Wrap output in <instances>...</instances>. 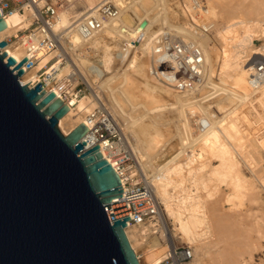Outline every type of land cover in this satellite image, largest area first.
Instances as JSON below:
<instances>
[{"label":"bare ground","instance_id":"bare-ground-1","mask_svg":"<svg viewBox=\"0 0 264 264\" xmlns=\"http://www.w3.org/2000/svg\"><path fill=\"white\" fill-rule=\"evenodd\" d=\"M82 1L84 6L88 8L85 14H89V12L94 10V8H96L103 0ZM124 1L125 0H123V2ZM130 3V5H123L117 18L105 22L99 32H94L89 35L82 34L78 28L75 30L78 25L72 29L73 32L68 31L71 21H75L76 17L79 15H74V13L69 10L57 13L55 23L52 25V31L56 34L58 33L57 35H59L60 38H62L64 34V48L72 60L71 65L67 64L66 66L59 67L58 77H61L64 74L74 73L82 77V79L90 81L94 85L92 88L96 86L95 98L92 97L91 99V97L86 96L78 98L74 97V94H72L71 97L65 101H63L59 92L53 88L50 89L56 93V98L62 100V102L68 107L66 114L59 119L57 127L61 133L67 135L79 124H82L86 128L83 140L88 143V147L92 144H98L99 151L103 158L114 166V161L106 153V150L112 146V144L108 143L105 139L107 131L104 129L105 134H98L101 128H98V124L96 125L93 115L94 108L99 106V103L103 104L102 101H100L102 99L99 100V97L101 98V93L99 92L98 84H105V82L102 83V81H100L101 83H99V81H96L102 76L98 72L103 69L98 70L97 64H94L89 60V56L91 55V53L89 54V51L91 52L92 49H97L98 46H100L101 49L104 47L102 49L104 55L100 54V49L99 52H97V55H101L98 57L100 60H98L99 62L97 63L102 65V62H105L106 64L108 63L106 60V58H108L107 54L111 50L109 48L110 44H108L107 41L110 40L111 46L114 45V47H112L116 48L119 47V44L122 42L120 41V43H118L117 37L120 36L124 39H122L123 44L126 42L125 40L128 39V43L126 42L122 51V57H120L122 58V62H124V65H120H123L124 69L121 68L122 71L119 75L114 74L116 71H114L112 75L110 73V79H108L109 81L114 80L116 77L121 79L119 85L120 88L117 90L121 102L130 104L132 101L134 102L136 97L143 94L145 95V98L148 97L152 101L162 104V108H170V110L171 108L172 110L179 108L181 111L185 110L186 113L185 111L183 112L185 113L186 117H184L186 120L183 119V117V120L180 118L179 121L182 120L180 123L184 125V128L186 127L185 129L188 127L187 130L181 128L182 133H180L179 128L182 125L180 127L178 126V128L176 127L177 124H180L176 123L178 120L175 122V115L172 114L171 117V119L174 118L172 121L174 120L175 123L171 122V120L164 121L163 119L167 118L163 114L164 110H162V112L159 110L161 113L159 111L152 112L160 113L159 115H157L158 113L155 114V120L149 114L152 120H154L152 123L153 128L156 127V125L159 127L160 125L163 127L173 125L176 130L175 133L172 132L173 134L170 135L167 130H165L166 132L164 131L165 133H161L162 131L160 132L151 128L149 131L143 130V133H145L143 136L145 137H142L136 133V131L138 132V126L131 131L134 140L145 138L142 141L145 152L135 148L137 149L136 152H139V154L136 153L137 155H135L137 156L136 158L139 159V163L141 162L140 165L143 169L146 183L152 187L155 198L157 200L160 199L163 204V208L158 204L157 215L154 219H156L157 224L160 226V237L164 239L166 244L165 247H161L157 238H154L155 240L153 243L150 244V247L148 246L149 250L148 248L146 249L143 242L153 229L150 230L143 225H129L124 229V233L131 249L139 260L136 248L138 245H143L146 252L147 250L149 252V256L146 257V264H160L163 259L175 258L176 248L173 244V234L166 224L165 216H168V218L177 216L179 218V228L185 230L189 233L190 237L196 239L194 243L195 247L193 246V258H191L192 260L187 264H206V262H204V260L206 261V258L211 261V264H246L245 261H241L240 263L236 260L235 254H232V252L228 253L225 250H221L222 247L221 249H215L216 251L213 252V248L218 242H227L231 240V238L236 237L238 228L241 227V223L238 222L239 219L237 220V218H233L234 216L228 221L223 220L224 222L221 221V216L218 218L220 220L216 219V210L213 208V205L210 204V201L212 198L216 197V193L214 192H217L218 188L224 186L228 191L224 194L226 201L224 202L228 203V205L232 203L236 208V206L243 204L242 202L245 199L251 202L253 201V204L254 202H258L256 193L257 186L259 188L264 186V173L258 174L257 172L258 175L256 172L252 173L259 163L257 161V158L259 157L258 152H264V118L255 110L256 108H254V103H257L259 107L264 109V82L256 89H252L249 84V77L253 68L255 69L257 65H262L264 67V0H204V9L197 12L191 9L188 3H181L179 0H131ZM127 15L135 16L138 22L144 18L147 21L146 28L144 27L140 34L139 32L134 33L135 30L129 28L131 23H127L130 24L129 26L123 25L126 22L124 18ZM81 16H83V14ZM30 19L28 10H24L23 13H13L5 17L3 20L6 27L0 31V41L8 36H18V31L29 27ZM117 21H119L118 25H115V22ZM171 22L174 23L170 24ZM135 23L134 25L137 27V24ZM194 24L207 28L208 34H201L200 36L196 34V36H194L197 32ZM172 25L178 26L176 27L178 33L181 32L185 34L182 36L187 44L195 43L200 49L202 53L201 62L198 66H193V69L196 70L199 68L202 76L205 72L207 76L205 77L208 80V89L211 91L214 90V93L210 95L214 97L221 93V97L219 96L220 99L215 102L216 105L213 103L215 106L211 107L214 110L216 109V116L214 115V118L212 119L213 122H209V120H211L210 117H213V115L209 113L211 111H206L205 108H207V105L205 108L203 106L205 109L203 112L206 111L207 113H204V116L202 117L196 116V113L200 111L198 108L196 109L197 106L194 103V100L197 98L194 97L196 95L189 92L190 90L192 92L193 89L180 92L176 89L174 83L168 84L163 81V78V80H160L150 73V66L156 56L155 43L158 42L164 33V30L161 29H163V27H171ZM126 26H128L127 29L125 28ZM124 28V33L128 30L130 33L129 35L122 34ZM128 36L129 38H127ZM120 39L121 38H119V40ZM208 40L211 41L207 43ZM257 40L262 43L256 45L255 41ZM24 42L25 37L22 36L21 39L16 40L11 44H6L1 49V52H5L8 56L12 57L16 63H19L22 58L26 56V51L23 46ZM54 54L55 53H50L40 56L38 62H36L30 70L24 71L23 75L20 77V82L22 84L28 83L29 86H33L39 82L40 76H38L37 72L40 71L42 67H45L46 63L54 56ZM145 59L147 61H145ZM109 63L106 64L107 70L109 69ZM116 65L113 66L116 68ZM202 84L203 83H201L200 88L201 86L203 88L204 84ZM207 86H204V88ZM132 90H136L138 94L136 95L132 93ZM206 95H208V93ZM210 95L209 97H211ZM202 97L205 99L204 96H201V100L203 99ZM206 98H208V96ZM198 100L200 101V99ZM116 105L118 104H115V106ZM102 108L103 107H101V109ZM110 109L113 112L115 111L112 108ZM104 110L106 113L105 115L109 116V112L105 107ZM173 111L175 113L177 110ZM183 112H181L182 115L184 114ZM181 113L180 116L182 117ZM253 114L255 120L252 122L251 116H253ZM176 116L178 115L176 114ZM124 117L125 115H123V118ZM150 117L147 116V118ZM177 118L178 117H176V119ZM126 119H128V117H126ZM210 123L213 124L210 125ZM111 124H113L112 126L114 127V130L120 136L124 133L122 129L131 127L127 124H124L125 126L123 127L119 126L117 122H113L112 120ZM128 124H130L129 121ZM186 124L188 126H186ZM143 125L141 129L143 128ZM148 125L146 129L149 127ZM190 126H193L195 130H192L194 132L189 128ZM139 133L140 132H138V134ZM123 135H125V133ZM165 137H168L167 142L169 144L172 142V144L175 145V147H172L173 145L167 146L168 150L165 148V153L169 151L171 154L158 165L154 164L152 160L147 161L146 152L151 151L152 145L155 141H161ZM211 160L216 161L217 164L212 165ZM241 166L249 169L254 175V179L247 180L248 178L246 179L241 172ZM260 168L263 169L262 167ZM260 168L258 167L257 170ZM161 172L165 173L167 176L170 193L171 191H173L172 193H175L176 190L180 189V195L181 193L183 194V192L185 195V193H188V191L185 192V190H188L186 187L195 186L198 190L197 192L195 189V193H198L196 194L198 195L196 196V199H199V202L197 203V200L193 201L188 195H185L182 197L183 199H181L182 204L175 206L171 199L161 195L157 189L155 190V187L161 182V179L157 176ZM143 174L141 173V175ZM175 177L177 179L176 181L173 179ZM123 181L124 180L121 179L122 185ZM189 193H191V191H189ZM218 194L220 195V193H217V197L219 196ZM157 202H159V200ZM195 202L197 204H195ZM216 204L215 206H218ZM237 208H240V206ZM185 210L189 211L187 214H191L189 215L190 217H185L187 218L186 221L183 219V213ZM187 214L186 216H188ZM229 218L231 217L229 216ZM255 223L256 220L252 225L254 231L260 235V238L264 239V228L260 229V225ZM150 224L151 226L153 225L152 223ZM245 230L247 229H244V231ZM245 233H247V231ZM159 234L160 233H158V235ZM248 235L249 234H247V236ZM241 238L246 239L243 235H241ZM220 245L218 247H220ZM226 248L229 249L228 247ZM139 263L141 264L140 260Z\"/></svg>","mask_w":264,"mask_h":264},{"label":"water","instance_id":"water-1","mask_svg":"<svg viewBox=\"0 0 264 264\" xmlns=\"http://www.w3.org/2000/svg\"><path fill=\"white\" fill-rule=\"evenodd\" d=\"M25 62L0 52V264H140L118 175L82 124L61 134L68 107L20 83Z\"/></svg>","mask_w":264,"mask_h":264},{"label":"rangeland","instance_id":"rangeland-1","mask_svg":"<svg viewBox=\"0 0 264 264\" xmlns=\"http://www.w3.org/2000/svg\"><path fill=\"white\" fill-rule=\"evenodd\" d=\"M131 0H125L124 2H123V4L121 5L122 7H120V10L123 8V5H130L131 3ZM54 3H56L57 4V11H58V13H62V12H64V11H66V10H69L70 12H72V13H74V15H79L78 17H76V19H75V21L74 20H72L71 21V24H70V28H68V31H72L73 32V30L72 29H74L78 24H79V22H80V20H82V18L83 17H85L87 14H85L86 13V10L88 9L87 7H85L84 6V3H83V1L82 0H54ZM117 4H118V2H117ZM94 10H95V8H94ZM94 10H92L91 12L93 13L94 12ZM91 12H89V13H91ZM121 12V11H120ZM23 13V12H22ZM83 14V16H81ZM85 15V16H84ZM126 18V19H125ZM124 18V20H126V22H125V24H123L124 26L125 25H130V24H127V23H131V25L129 26V28L132 30H135L134 31V33L135 32H139V34L141 33V31H143V29L144 28H142V30L141 29H137L138 27H139V25L142 23V22H145V28H146V26H147V21L144 19V18H142V20H140L139 22L136 20V17L135 16H129V15H127L126 17ZM135 18V19H134ZM133 19V20H132ZM144 19V20H143ZM131 20H132V22H131ZM118 22L119 21H117V22H115L116 24L115 25H118ZM135 22H137V23H135V24H137V27L134 25V23ZM174 22H171L170 24H173ZM31 19H30V25H29V27L27 28V29H23L24 31H21V37L22 36H24V35H27L28 34V31H30L31 29H32V27H31ZM74 24V25H73ZM175 25H177V24H175ZM175 25H172L171 27L169 26V27H163V29H161V30H164V33L163 34H165V35H167V33H169V35L171 34H173V33H176L177 35H179L178 34V32L176 31V27H178V26H175ZM128 26H126L125 28L127 29L128 28ZM132 26H135V27H132ZM78 28V26L75 28V30ZM125 28H124V30H123V32H122V34L124 33V31H125ZM165 28H167V29H165ZM71 29V30H70ZM154 30V29H153ZM156 30V29H155ZM132 32V31H131ZM173 32V33H172ZM133 33V32H132ZM58 34V33H57ZM124 34H130L129 33V31L127 30L126 31V33H124ZM182 35H185V34H180V36L181 37H183ZM197 35H201V33H197ZM203 35V34H202ZM63 36H64V34H63ZM63 36H62V39H63ZM194 36H196V33H195V35ZM118 39V43H120V41H122L123 42V38L122 37H117ZM119 38H121L120 40H119ZM127 38H129V36L127 37ZM184 38V37H183ZM197 38V37H196ZM123 39V40H122ZM126 39V38H125ZM127 43H128V39H126L125 40ZM209 41H211V40H208L207 41V43L209 42ZM121 42V44H119V47H116V48H113L114 47V45H112L111 46V43H110V40L109 41H107V43L108 44H110V46H109V48L111 49L110 50V52L107 54L108 55V58H106V60H107V62L109 63V69L107 70V68H106V64H108V63H106L105 64V62H102V65L101 64H98L97 62H99L98 60H100V58H98V57H100L101 55H97V52H99V49L101 50V53L100 54H103L104 52H102L103 50V48L101 49L100 48V46H98V48L97 49H92L91 50V52L89 51V54L91 53V55L89 56V60L90 61H92L94 64H97V67H98V70H101V69H103L102 71H99L98 73L99 74H101L102 76H100L98 79L99 80H96V81H99V83H101L100 81H102V83L103 82H105V84H98V88H99V92L101 93V98L99 97V100L100 99H102V100H100V101H102V103L104 104H101V103H99V106H96V108H94V113H93V115H94V119H95V123H96V125L98 124V128H101L100 130H99V132H98V134H100V135H103V134H105V132H104V129H109V130H112L115 134H113V135H111L109 138H110V140H112L113 142H116V143H119L118 145H117V150H114L115 152H114V157H112L113 159H117L118 157L119 158H122V157H127L128 158V160H126L125 162H124V164H125V167L127 168L128 167V170H127V173L129 174V176H133L134 174H138V175H140V177H141V179L142 180H146L145 179V177H144V172H143V169L141 168V165H140V163H139V159L138 158H136L137 156V154L136 153H138L139 154V152H136L137 151V149H135V148H138L140 151H142V152H145V150H144V148H143V140L145 139V138H140V140H134V137H133V135H132V133H131V131L136 127L137 128V126H138V132H140L139 134H138V132L136 131V133H137V135H139V136H142V137H145V136H143L145 133H143L145 130L146 131H149L151 128L152 129H154V130H157V131H162L161 133H163L165 130H167L168 131V133L171 135V134H173V133H175L176 132V130H175V127L173 126V125H170V126H167V127H163L162 125H160V127L159 126H157L156 125V127H157V129H156V127H154L153 128V126H152V123H153V121L156 119V115L155 114H157L158 112H156V113H152L153 111L155 112V111H161L162 112V110H164L163 111V114H164V116H166L167 118H165V119H163L164 121H169V120H171V122H174V120L172 121V119H174L175 118V122L178 120V122H176V123H179L180 125H176V127L178 128V126L180 127L181 125V127L179 128L180 129V133H182V129L184 128V125L182 124V123H180V122H182V120L183 119H185L186 120V116H185V113H186V111L185 110H182L181 111V109L179 110V108H177V109H173V110H177V111H175V113H174V111L172 110V108H171V110H170V108L168 109V108H162L161 107V105L162 104H160V103H157V102H154V101H152L150 98H145V95H143V94H141V95H139L138 97H136L135 98V100H134V102L132 101L130 104L129 103H122L121 102V100H120V97L118 96V93H117V90L120 88L119 87V85H120V81H121V79L120 78H118V77H116V78H114V80H112V81H109L108 79H110L109 77H110V73H111V75H112V73H114V71H118L117 73L115 72L114 74L115 75H119V73H121V71H122V69L121 68H123L124 69V67H123V63L124 62H122V58H120V57H122V51H123V49H124V46L126 45V42H124V44ZM262 42L261 41H259V40H257V41H255V44L256 45H260ZM123 44V45H122ZM123 47V48H122ZM118 48V49H117ZM114 49V50H113ZM96 50H98V51H96ZM116 50V51H115ZM120 50V51H119ZM119 51V52H118ZM94 52V53H93ZM96 52V53H95ZM104 55V54H103ZM112 55V56H111ZM118 55V56H117ZM90 57H91V59H90ZM95 59H94V58ZM115 58V59H114ZM93 60H95V61H93ZM110 60V61H109ZM114 60H116V61H114ZM144 60V59H143ZM114 61V62H113ZM145 61H147L146 59H145ZM72 62V61H71ZM117 62V63H116ZM122 62V63H121ZM148 63V62H147ZM146 63V64H147ZM70 64V63H69ZM72 64V63H71ZM70 64V65H71ZM111 64H112V67H111ZM118 65V67H117V65ZM120 64H123L122 66L120 65ZM99 65V66H98ZM116 65V68H118V69H116L114 66ZM120 65V66H119ZM63 66H66V65H63ZM103 66V67H102ZM45 68H47L46 66L45 67H42L41 69H40V71H38L37 72V74H38V76H40L39 74L40 73H42V72H44L46 69ZM115 68V69H114ZM120 70V71H119ZM113 71V72H112ZM69 74V73H68ZM96 74V73H95ZM70 75H74L75 77H80V76H78L77 74H74V73H70ZM206 74H205V72H204V74H203V76H202V78H201V80L199 81L200 83H198V87L196 86L195 87V89H193L192 90V92H191V90L189 91L190 93H194L196 96H194V97H197L198 99H200V101L196 98L195 100H194V103H195V105L197 106L196 107V109L198 108L199 109V111L200 112H197L196 113V116L198 117H202V116H204V113H207V112H209V111H211V112H209L210 114H212L213 115V117L211 116L210 118H211V120H209V122H213V118H214V115L216 116V113H215V110L213 109V108H211V107H214L216 104H215V102H217L219 99H220V97H221V93H215V94H218V95H215V94H213V95H215L214 97H212V95H210V94H212V93H214V90H210V89H208V86H207V84H208V80L206 79ZM203 77H204V79H203ZM82 78V77H81ZM102 79V80H101ZM84 81H85V83L87 84V86H89L88 88L91 90V91H88V90H86L83 94H80V95H77V90H78V87L76 88V90H75V96L74 97H78V98H82V97H91V99H92V97H94L95 98V96H96V91H95V89H96V86L95 87H93L92 88V86H94L90 81H86L85 79H83ZM202 80H204V81H202ZM206 80V81H205ZM77 82H80L79 80H77ZM89 82V83H88ZM201 83H203L202 85H203V88H204V86H207V87H205L204 88V91H203V88H202V86H201V88H202V91H201V88H200V85H201ZM74 85H76V82L73 84V86ZM105 87V88H103V87ZM109 87V89H108V87ZM97 88V89H98ZM103 88V89H102ZM101 89V90H100ZM197 89H199V90H197ZM207 89V90H206ZM107 90V91H106ZM207 91V92H206ZM95 92V93H94ZM130 92H131V90H130ZM195 92H197V93H195ZM202 92V93H201ZM132 93H134V94H138V92L136 91V90H132ZM208 93V95H206ZM92 94V95H91ZM105 94V95H104ZM199 94V95H198ZM72 95V94H71ZM91 95V96H90ZM94 95V96H93ZM205 95H206V97L208 96V98H206L205 97ZM209 95L211 96V97H209ZM104 96V97H103ZM201 96H204L205 97V99L203 98L202 100H201ZM220 96V97H219ZM106 98V99H105ZM115 100H114V99ZM104 99V100H103ZM213 99V100H212ZM98 100V99H97ZM215 100V101H214ZM198 101H199V103L201 104H199L198 103ZM205 101V102H204ZM96 102H98V101H96ZM198 104H197V103ZM210 102V103H209ZM113 103V104H112ZM213 103L215 104V105H213ZM115 104H118V105H116L115 106ZM121 104V105H120ZM127 104V105H126ZM209 104V105H208ZM211 104V105H210ZM206 105H207V108H205L206 107ZM203 106H204V108L206 109V111L205 112H203L205 109L203 108ZM256 106V107H255ZM99 107V108H98ZM101 107H103L102 109H101ZM104 107H105V109L106 110H108V109H110V108H112L113 110H115L114 112L113 111H111V109L110 110H108V112H109V116H106L105 114V110H104ZM122 107V108H121ZM117 110H116V109ZM254 108H256L255 110L259 113V114H261L262 116H263V118H264V109H262L261 107H259V105L257 104V103H254ZM123 109V110H122ZM165 109H168V110H165ZM258 109V110H257ZM126 110V111H125ZM111 111V112H110ZM159 111V112H160ZM173 113H172V112ZM179 111V112H178ZM183 112V111H185V113L182 115V113L181 112ZM119 114H118V113ZM132 112V113H131ZM160 112V113H161ZM177 112V113H176ZM104 113V114H103ZM112 113V114H111ZM121 113H122V116H121ZM131 113V114H130ZM138 113V114H137ZM160 113H158L157 115H159ZM180 113H181V115H182V117L180 116ZM198 113H199V115H198ZM202 113V114H201ZM214 113V114H213ZM129 114V115H128ZM149 114H150V116L154 119V116H155V119L154 120H152V118L149 116ZM162 114V115H163ZM172 114H174L173 116H174V118H172L171 119V117H172ZM176 114L178 115V116H176ZM105 115V116H104ZM123 115H125V119H126V117H128V119H124L123 118ZM147 116L148 117H150V118H147ZM180 116V117H179ZM185 116V117H184ZM106 117V118H105ZM114 122H117L118 124H119V126H125L124 124H127L128 126H131V127H129V128H125V129H122L123 130V132L125 133V135H123L124 133H122V135L120 136V135H118V133L114 130V127L112 126L113 124H111V120L109 119V118ZM145 117V118H144ZM176 117H178L177 119H176ZM184 117V118H183ZM197 117H195V118H197ZM218 117V116H217ZM108 118V119H107ZM170 118V119H169ZM180 118L182 119L181 121H179L180 120ZM195 118H192V119H195ZM209 118V119H210ZM123 119V120H122ZM106 120V121H105ZM108 120V121H107ZM134 120V121H133ZM141 120H142V122H141ZM146 120V121H145ZM184 120V121H185ZM255 120V117H254V114H253V116H251V121L253 122ZM122 121V122H121ZM128 121H129V123L130 124H128ZM133 121V122H132ZM138 121H140V122H138ZM144 121V122H143ZM104 122V123H103ZM132 122V123H131ZM137 122V123H136ZM151 122V123H150ZM174 122V123H175ZM106 123V124H105ZM144 123H146V124H144ZM150 123V124H149ZM184 123V122H183ZM108 124V125H107ZM121 124V125H120ZM132 124V125H131ZM145 126H144V125ZM149 124V125H148ZM192 124V123H191ZM213 123H210V125H212ZM106 125V126H105ZM142 125H143V128L141 129V127H142ZM147 125L149 126L147 129H146V127H147ZM193 125V124H192ZM58 126V125H57ZM108 126V127H107ZM110 126V127H109ZM186 126H188L187 124H186ZM103 127H105V128H103ZM111 128V129H110ZM160 128V129H159ZM172 128V129H171ZM182 128V129H181ZM186 128V127H185ZM184 128V129H185ZM189 128H191V131L192 132H194L193 130H195L194 128H193V126L191 127H189ZM59 129V128H58ZM126 129H129V130H126ZM162 129V130H161ZM187 129H188V127H187ZM187 129H185V130H187ZM193 129V130H192ZM256 129H258V128H256ZM140 130V131H139ZM144 130V131H143ZM60 131V130H59ZM125 131H127V132H125ZM166 132V131H165ZM164 132V133H165ZM173 132V133H172ZM187 132V131H186ZM61 134H63V133H61ZM185 134V133H184ZM184 134H181V135H184ZM169 135V136H170ZM63 136H65L64 134H63ZM168 136V135H167ZM128 137V138H127ZM132 138V139H131ZM121 139V140H120ZM118 140H120V142L118 141ZM168 137L166 138H164L163 140H161V141H155L154 143H153V145H152V149H151V151L150 152H146L147 153V155H146V160L147 161H153L154 162V164H156V165H158V164H160L162 161H164L165 159H166V157L167 156H169L170 154H171V152H169V151H167L166 153H165V148H166V150H168V147L167 146H171V145H173L172 144V142L169 144L168 142ZM139 142V143H138ZM129 143V144H128ZM142 145V146H140V145ZM124 146V147H123ZM138 146V147H137ZM141 147V148H140ZM172 147H175V145H173ZM126 150H125V149ZM134 148V149H133ZM177 149V148H176ZM135 152V153H134ZM263 151H259L258 152V158H257V161L259 162L258 163V165H257V167H256V169L252 172V173H255L256 172V174H257V172H258V174H262V173H264V152L262 153ZM116 153V154H115ZM129 155L130 157H128V156H126V155ZM133 154V155H132ZM136 154V155H135ZM261 157V158H260ZM261 160H262V163H261ZM139 164V165H138ZM211 164L212 165H216L217 163H216V161H214V160H211ZM260 168V167H262L263 169H258L257 170V168ZM136 169V170H135ZM257 170V171H256ZM259 170H260V172H259ZM263 170V171H262ZM241 172H242V174L246 177V179L247 180H252V179H254V175L251 173V171L249 170V169H247V168H245V167H243V166H241ZM141 173L143 174V175H141ZM257 174V175H258ZM160 179H161V182L157 185V187H155V190L157 189V191H159V193L161 194V195H163V196H165V197H167V198H169V199H171V201L174 203V205L175 206H178V205H181L182 204V200L181 199H183L182 197H184L185 195H188L193 201H196L197 200V203L199 202V199H196V196H198V195H196V194H198V193H195L196 191H195V189L197 190V188L195 187H186V189H188V190H185V192H187L188 191V193H185V195H184V192H183V194L181 193V195H180V192H181V190L180 189H178V190H176L175 191V193H172L173 191H171V193H170V190H169V186H168V180H167V176L165 175V173H159L158 175H157ZM252 176V177H251ZM175 181L177 180L176 179V177L175 178H173ZM148 186H150V185H148ZM257 186V185H256ZM151 189H152V187H151ZM190 189V190H189ZM225 189V190H224ZM189 191H191V193H189ZM221 191H222V193H221ZM256 193H257V197H258V202H254L253 204H252V202L251 201H249V200H244L242 203L243 204H241V205H239L240 206V208H237V207H239V206H236V208H235V205H232V203H230L229 205H228V203H225L226 201H225V198H224V194H226L228 191H227V189L224 187V186H221L220 188H218V190H217V192L215 191L214 193H216V197L215 198H212L211 199V203L210 204H212L213 205V208L216 210L215 212H216V216L215 217H217L216 219H218L220 216H221V218H222V220L221 221H228L229 219H232V217L233 218H237V220H238V222L239 223H241V227H239L238 228V232H237V235H236V237H234V238H231V240H229V241H227V242H218V244L213 248V252L214 251H216L217 250V248H219V249H221V247H222V249L221 250H225V251H227L228 253H231L232 252V254H235V258H236V260H238L240 263H241V261H245L246 262V264H264V239H262V238H260V235L258 234V233H256L255 231H254V227L252 226L253 224H254V222H255V220H256V223L255 224H259L260 225V229H262V228H264V186L263 187H261V188H259L258 186H257V189H256ZM152 192H153V194H154V191H153V189H152ZM197 192H198V190H197ZM220 193V195L217 197V193ZM175 195V196H174ZM193 195V196H192ZM155 196V195H154ZM220 196H222V197H220ZM177 197V198H176ZM197 198H199V197H197ZM216 198H217V200H216ZM220 198V199H219ZM214 199H215V201H214ZM224 199V200H223ZM157 200V199H156ZM159 200V202H158V204H159V206H161V208H163V204H162V202H161V200L160 199H158ZM157 200V201H158ZM213 201V202H212ZM225 201V202H224ZM177 202V203H176ZM215 202V203H214ZM196 202H195V204H197ZM214 203V204H213ZM217 203V204H216ZM249 203V204H248ZM215 204L216 205H218V206H215ZM235 204V203H234ZM219 205H221V206H219ZM193 206H194V204H193ZM217 207V208H216ZM220 208V209H219ZM226 208H228V209H226ZM233 208V209H232ZM189 209V208H188ZM220 210V211H219ZM235 210V211H234ZM237 210V211H236ZM219 211V212H218ZM186 212V213H185ZM185 216H184V213H183V219L186 221L187 220V218L188 217H190L189 215H191V214H187V212L189 213V211H186L185 210ZM248 213V215H247V213ZM186 214L188 215V216H186ZM223 216V217H222ZM229 216L231 217V218H229ZM239 216V217H238ZM185 217H187V218H185ZM225 217V218H224ZM241 217V218H240ZM165 219H166V224H167V226H168V228H169V230L171 231V233L173 234V244H174V246H175V248H178L179 250H188L189 252H191V258H193V250H194V247H195V241H196V239L195 238H192V237H190V235H189V233L188 232H186L185 230H181L180 228H179V218L177 217V216H172V217H169L168 218V216H165ZM218 220H220V219H218ZM223 221V222H224ZM246 221V222H245ZM245 222V223H244ZM150 223H152L153 225L151 226V224ZM156 224V225H155ZM243 224V225H242ZM247 225H249V226H247ZM144 227H146V228H148V229H150V230H152L151 231V233H149V235L147 236V238L144 240V242H143V245H144V247L147 249L148 248V246L150 247V244H152L153 243V241L155 240L154 238H157V241L161 244V247H165V242H164V239L163 238H161L160 237V235H161V229H160V226H159V224H157V222H156V219H154V218H151V219H149L148 220V222H146L144 225H143ZM255 226V225H254ZM253 227V228H252ZM243 228V229H242ZM248 228H249V231H248ZM241 229V230H240ZM244 229H247V230H245L244 231ZM244 232H243V231ZM159 231V232H158ZM243 232V233H241V232ZM247 231V233H245ZM263 231V230H262ZM248 232H252V233H248ZM153 233V234H152ZM158 233H160L159 235H158ZM239 233H241V234H239ZM244 233H245V235H244ZM247 234H249L248 236H247ZM251 234V235H250ZM241 235H243V236H245V238L246 239H242L241 238ZM151 237H152V239H151ZM160 237V238H159ZM238 238V239H237ZM160 239V240H159ZM246 240V241H245ZM231 241V242H230ZM242 241V242H241ZM244 241V242H243ZM225 243V244H224ZM231 243H233V244H231ZM221 244V245H220ZM227 244V245H226ZM247 244V245H246ZM143 245L142 246H140V245H138L137 246V248H136V252H137V255L139 256V260L141 261V264H146V260H147V256H149V252H148V250H149V248H148V250H147V252H146V249L143 247ZM146 245V246H145ZM220 245V247H218ZM234 245V246H233ZM241 245V246H240ZM194 246V247H193ZM245 246V247H244ZM224 247V248H223ZM226 247H228L229 249H227ZM144 248V249H143ZM226 248V249H225ZM216 249V250H215ZM230 251V252H229ZM238 252V253H237ZM189 259V260H187V261H185L184 262V264H187L188 262H190L192 259ZM164 260V259H163ZM163 260L160 262V264H165L164 262H163ZM209 259H207L206 258V261L204 260V262H206V264H211V261L209 262L208 261Z\"/></svg>","mask_w":264,"mask_h":264},{"label":"built area","instance_id":"built-area-1","mask_svg":"<svg viewBox=\"0 0 264 264\" xmlns=\"http://www.w3.org/2000/svg\"><path fill=\"white\" fill-rule=\"evenodd\" d=\"M118 1L120 0H103L93 13L91 12L83 17L78 24V29L81 33L89 35L99 32L105 22L117 18L121 11L117 4ZM179 1L188 3L190 8L196 12L204 9V0ZM24 10L29 11L32 29L28 31L27 35L23 36L25 37L23 46L26 51V56L23 57L26 58V62L21 67L23 72L30 70L38 62L40 56L55 53L46 63V70L39 74L40 81L37 83L40 84L42 89H48L45 91L46 93L52 92L56 96V93L50 90L51 88L55 89L62 96L63 101L70 98L71 94L75 96L77 87V95L83 94L86 90L91 91L81 77H75L70 74L58 77L59 67L71 64L72 60L64 48L63 39L52 31V25L55 23L58 13L57 4L54 3V0H0V16L2 19L13 13H22ZM194 25L196 26V34H208L207 28ZM21 31L24 30L18 31V36H8L2 41L5 44H11L21 39ZM178 34H163L158 42L155 43L156 56L150 66V73L160 80L164 79L163 81L168 84L174 83L176 89L181 92L195 89L200 83L199 81L202 78L200 69L194 70L193 66L200 64L202 53L195 43L187 44L183 37L180 36L182 33ZM77 80L80 82H77ZM75 82L76 85L73 86ZM263 82L264 67L257 65L250 74L249 84L252 89H256ZM27 86L29 85L27 84ZM34 86L29 87L32 88ZM106 131L105 139L112 144V146H108L106 153L114 161V166L105 160L111 165L119 179L124 180L122 185L120 179L122 189L120 198L113 200L111 204L125 202L129 218L133 222L126 226L144 225L149 219L156 217L158 202L152 193L151 187L148 186L145 180L141 179L140 175L129 176L127 173L128 167L126 168L124 164L128 160L127 157L112 158L114 157V150H117L119 143L110 140L109 137L115 134L112 130L106 129ZM118 141L120 142V140ZM94 145L98 144H92L90 147ZM126 156L130 157L128 154ZM175 254V258H166L163 262L165 264H184L192 256L188 250H179L178 248H176Z\"/></svg>","mask_w":264,"mask_h":264}]
</instances>
